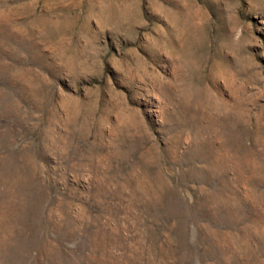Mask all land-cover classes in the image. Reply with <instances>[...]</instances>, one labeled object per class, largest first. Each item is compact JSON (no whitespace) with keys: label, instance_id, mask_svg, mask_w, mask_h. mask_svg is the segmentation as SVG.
I'll use <instances>...</instances> for the list:
<instances>
[{"label":"rangeland","instance_id":"obj_1","mask_svg":"<svg viewBox=\"0 0 264 264\" xmlns=\"http://www.w3.org/2000/svg\"><path fill=\"white\" fill-rule=\"evenodd\" d=\"M0 264H264V0H0Z\"/></svg>","mask_w":264,"mask_h":264}]
</instances>
